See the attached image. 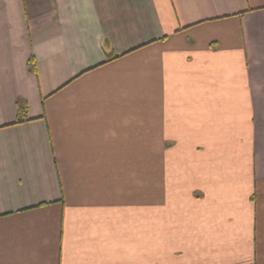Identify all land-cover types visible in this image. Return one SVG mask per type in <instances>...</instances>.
<instances>
[{
	"label": "crops",
	"instance_id": "0c3cea01",
	"mask_svg": "<svg viewBox=\"0 0 264 264\" xmlns=\"http://www.w3.org/2000/svg\"><path fill=\"white\" fill-rule=\"evenodd\" d=\"M157 160L162 264H264V0H0V264H157Z\"/></svg>",
	"mask_w": 264,
	"mask_h": 264
},
{
	"label": "rangeland",
	"instance_id": "374dc122",
	"mask_svg": "<svg viewBox=\"0 0 264 264\" xmlns=\"http://www.w3.org/2000/svg\"><path fill=\"white\" fill-rule=\"evenodd\" d=\"M164 164L163 161L156 162V197H157V223H156V236H157V255H156V263L162 264L164 255L158 254L159 249V243L163 244L164 236H163V214H164V208H163V201H164V177H165V170H164ZM146 177L140 178V187H141V202L143 200V195L145 194L146 198ZM144 187V192L142 191ZM144 239L140 240V264H148L147 263V240H146V233L144 235ZM166 258L170 261V254L166 255ZM171 262V261H170ZM169 262V263H170ZM172 263V262H171Z\"/></svg>",
	"mask_w": 264,
	"mask_h": 264
},
{
	"label": "trees",
	"instance_id": "16d2710c",
	"mask_svg": "<svg viewBox=\"0 0 264 264\" xmlns=\"http://www.w3.org/2000/svg\"><path fill=\"white\" fill-rule=\"evenodd\" d=\"M115 57H109L106 61H110L111 59H114ZM30 62V71L31 72H36V63L34 62L33 58H31L29 60ZM105 61V62H106ZM18 104V115H19V118L18 120H22L21 116L22 114L27 110V104H23L21 105L20 102L17 103Z\"/></svg>",
	"mask_w": 264,
	"mask_h": 264
}]
</instances>
